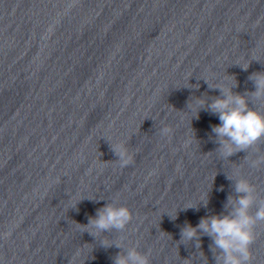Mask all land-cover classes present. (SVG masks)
I'll return each instance as SVG.
<instances>
[{"label": "water", "instance_id": "water-1", "mask_svg": "<svg viewBox=\"0 0 264 264\" xmlns=\"http://www.w3.org/2000/svg\"><path fill=\"white\" fill-rule=\"evenodd\" d=\"M257 72L264 0H0V264H113L132 250L216 264L211 237L197 247L181 230L230 211L237 179L256 187V211L264 140L224 157L207 104L226 87L264 111ZM108 203L131 222L90 235L80 225ZM251 264H264V223Z\"/></svg>", "mask_w": 264, "mask_h": 264}, {"label": "clouds", "instance_id": "clouds-1", "mask_svg": "<svg viewBox=\"0 0 264 264\" xmlns=\"http://www.w3.org/2000/svg\"><path fill=\"white\" fill-rule=\"evenodd\" d=\"M247 66H243L247 70ZM250 80L254 82L255 91L251 93L257 100H264V72L253 73ZM221 96L215 98L207 109L218 116L220 124L212 126L219 144V151L224 157H230L237 152H246L249 148L264 140V111L250 107L247 95L232 94L226 87H220ZM199 110L206 101L197 99ZM171 129L164 127L161 135H168ZM118 157L121 167L132 162V156L124 145H111ZM228 179H233L229 176ZM237 197H228L225 208H231L224 214L205 216L196 226L186 224L181 230V241L187 243L196 239L197 247L200 245L199 237L207 235L212 238L211 248L216 254V264H251L252 245L256 239V227L264 223V202L250 210L256 204V187L246 178L235 181ZM223 190V188H221ZM207 207V200H203ZM186 207H194L188 205ZM175 219V215L172 216ZM132 220V213L126 206H116L113 203L105 204L97 209L95 217H90L87 225L82 226L90 235L96 236L98 232H108L113 229L123 230ZM105 247H112L113 243L101 241ZM117 248L120 245L115 244ZM113 264H150L149 257L136 250L127 253V256L117 253Z\"/></svg>", "mask_w": 264, "mask_h": 264}]
</instances>
